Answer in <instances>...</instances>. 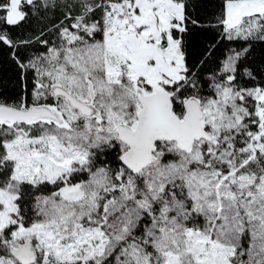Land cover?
<instances>
[{"label":"snow or ice","instance_id":"1","mask_svg":"<svg viewBox=\"0 0 264 264\" xmlns=\"http://www.w3.org/2000/svg\"><path fill=\"white\" fill-rule=\"evenodd\" d=\"M195 7L0 0L20 72L0 92V264H264V68L248 63L264 0H218L208 21ZM193 28L218 37L206 56L224 45L211 71Z\"/></svg>","mask_w":264,"mask_h":264},{"label":"trees","instance_id":"2","mask_svg":"<svg viewBox=\"0 0 264 264\" xmlns=\"http://www.w3.org/2000/svg\"><path fill=\"white\" fill-rule=\"evenodd\" d=\"M218 8V0H196V7L191 10L194 18H199L204 21L211 20L213 13ZM58 16L59 13H56ZM53 22L51 13L42 17L41 15H33L28 17L16 26L10 27V34L16 40H28L38 36L43 29L50 27ZM0 27H6L0 24ZM50 36V34H49ZM45 36L43 38H49ZM218 37L212 30H203L193 28L186 36L187 48L190 54V59L195 62L199 59L206 58L207 65L204 68L205 72L211 71L215 67L216 57L221 55V50L224 45L220 44L212 56H206V52ZM41 45L33 43L27 47H21L19 52L22 55L31 56L35 51L39 50ZM248 63L254 69L264 68V44H256L250 50ZM20 91V72L12 59V49L7 46L0 45V92L6 96H15Z\"/></svg>","mask_w":264,"mask_h":264}]
</instances>
